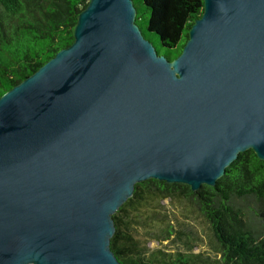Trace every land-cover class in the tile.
Listing matches in <instances>:
<instances>
[{"label": "water", "instance_id": "95a60500", "mask_svg": "<svg viewBox=\"0 0 264 264\" xmlns=\"http://www.w3.org/2000/svg\"><path fill=\"white\" fill-rule=\"evenodd\" d=\"M159 56L132 0H89L73 41L0 97V264H121L112 215L149 179L214 186L264 162V0H202Z\"/></svg>", "mask_w": 264, "mask_h": 264}, {"label": "trees", "instance_id": "16d2710c", "mask_svg": "<svg viewBox=\"0 0 264 264\" xmlns=\"http://www.w3.org/2000/svg\"><path fill=\"white\" fill-rule=\"evenodd\" d=\"M132 1L135 24L145 40L159 56L170 61L177 57L201 15L202 0ZM88 2L0 0V97L72 43L76 20ZM165 200L184 205L209 226L216 264H264V162L253 151L239 153L212 187L192 191L185 184L155 179L134 184L132 196L111 217L109 247L121 264L199 263L181 252L173 257L162 251L148 253L139 243L137 228H148L157 229L165 240L176 234L187 248L192 233L180 223L175 231Z\"/></svg>", "mask_w": 264, "mask_h": 264}, {"label": "rangeland", "instance_id": "374dc122", "mask_svg": "<svg viewBox=\"0 0 264 264\" xmlns=\"http://www.w3.org/2000/svg\"><path fill=\"white\" fill-rule=\"evenodd\" d=\"M140 24H143V22ZM162 204L165 206V210L168 211L171 224L175 231L180 227L178 225L180 223L183 226V230L185 229L186 232L189 231L192 233L190 243L186 248L182 243V239L177 238L176 234L169 240H165L157 235V229L137 228L136 236L139 238V243L145 244L148 247V253L162 251L172 254L173 257L176 252H181L182 254L195 256V259L199 261L198 264H216V255L213 251V240L208 228L209 226L178 202L165 200ZM189 247H191L190 251H188Z\"/></svg>", "mask_w": 264, "mask_h": 264}]
</instances>
